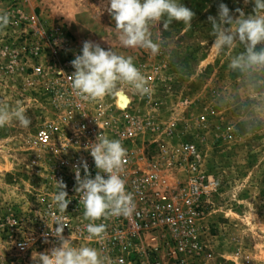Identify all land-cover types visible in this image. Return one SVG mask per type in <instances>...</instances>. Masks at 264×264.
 I'll use <instances>...</instances> for the list:
<instances>
[{"label": "rangeland", "instance_id": "rangeland-1", "mask_svg": "<svg viewBox=\"0 0 264 264\" xmlns=\"http://www.w3.org/2000/svg\"><path fill=\"white\" fill-rule=\"evenodd\" d=\"M106 3L0 0V9L11 13V23L0 30V101L11 107L19 103L31 120L27 128L15 121L0 127V264H35L38 253L58 245L48 224L44 236L39 234L40 219L48 217L44 208L55 189L51 156L39 150L35 137L39 128L55 124L67 112L74 115L68 127L79 120L64 101L61 76L56 72L36 76L32 68L39 62L55 63L73 73L71 61L82 54L84 41L131 55L151 88L146 95L124 85L118 91L129 99L122 110L134 118L136 134L127 146L136 168L155 174L160 188L179 198L189 175L186 166L175 164L177 156L184 144L198 151L195 175L208 192L199 207V255L196 260L170 259L168 264H264V124L241 123L249 119L242 99L227 106L217 102L219 92L240 87V77L228 63L244 47L217 55L211 48L215 38L208 20L218 19L221 3L234 18L239 16L237 9L254 15V0H180L195 14L191 26L177 21L167 30L162 23L155 26L153 31L163 42L158 55L122 47ZM31 17L37 20L36 29L30 27ZM37 46L39 61L31 55ZM116 93L100 98L110 114L105 120L114 127L122 122ZM94 105L84 106L87 115ZM23 240L30 245L21 251L18 244ZM80 246L85 245H74Z\"/></svg>", "mask_w": 264, "mask_h": 264}, {"label": "clouds", "instance_id": "clouds-1", "mask_svg": "<svg viewBox=\"0 0 264 264\" xmlns=\"http://www.w3.org/2000/svg\"><path fill=\"white\" fill-rule=\"evenodd\" d=\"M254 3V15L245 16L242 10L237 9L239 16L234 18L228 6L221 3L218 19L208 17L212 25L210 34L215 38L211 48L217 55L234 50L239 45L244 47V51L231 55L228 63L229 70L240 77V87L219 92L217 102L227 106L237 104L242 99L243 112L249 117L241 121L246 127L264 124V0H254ZM105 10L115 21L122 47L143 49L152 55L160 53L163 43L153 31L155 26L162 23L163 29L167 30L173 21L191 26L195 15L180 0H107ZM10 23L11 13L0 9V30L6 29ZM71 65L75 71L68 76L70 88L80 103L112 95L121 90V85L139 95L151 92L131 55L118 54L112 48L105 50L98 43L84 41L82 54H77ZM13 121L23 128L31 123L19 103L11 107L0 101V127ZM86 149L94 159L97 172L92 178L87 162L81 161L75 167L74 191L79 194L83 217L89 221L86 225L88 236L103 239L106 224H97L96 221L121 216L131 218L136 214L134 195L127 191L123 178L127 150L119 139H109L103 134L98 135L96 141L88 144ZM56 187L53 203L59 214L51 217V234L58 240V245L38 253V257L33 258L35 264H113L100 249L74 247L71 237L65 238L63 232L67 224L64 214L71 200L68 199L63 180H56Z\"/></svg>", "mask_w": 264, "mask_h": 264}, {"label": "built area", "instance_id": "built-area-1", "mask_svg": "<svg viewBox=\"0 0 264 264\" xmlns=\"http://www.w3.org/2000/svg\"><path fill=\"white\" fill-rule=\"evenodd\" d=\"M29 22L30 27L36 29L37 20L31 17ZM51 52L52 56L56 54L54 50ZM40 54L41 48L38 46L31 51V55L38 61L41 60ZM64 67L65 65L61 64L44 65L39 62L32 70L36 76H46L53 72L61 76L59 78L61 86L67 95L64 101L69 103L72 110L74 109L72 113L75 112L79 120L75 126L68 127L74 115L67 112L61 115L55 124L39 128L35 137L39 150L51 156L50 180L55 194L56 180H63L67 186L65 190L71 202L64 214L67 224L63 232L65 238L71 237L73 246L85 245L100 249L110 257L113 264H168L170 259L196 260L199 255V207L202 197L208 195L207 187H204L198 180L199 177L195 175L200 158L196 147L192 144H184L177 156L175 164L179 167L186 166L189 176L184 193L179 198H173L160 188L155 174L145 169H138L132 164V149L127 145L134 142L133 137L136 134V128L133 126L134 118L126 110H121L119 112L121 125L114 127L111 121L105 120L110 114H107L100 99L78 102L70 88L68 76L72 73L64 70ZM45 70L50 73H45ZM88 103H95L90 115L84 111V106ZM100 134L109 139L115 136L114 139H119L127 150L123 178L126 181V189L133 193L136 204V214L131 218L121 216L96 221L97 224H106V235L103 239L88 236L86 225L89 221L84 219V209L79 204V194L74 191L75 167L80 165L81 161L87 162L92 178L96 175L94 159L86 148L88 144L95 142ZM80 171L83 176L82 166ZM44 211L48 217L45 216V220L40 219L43 224L39 233L40 238L44 236L46 224L51 227V217L59 214L53 200L46 204ZM53 239L57 240L55 237ZM29 245L30 241L23 240L19 242L18 249L24 251ZM162 253L164 255L161 256Z\"/></svg>", "mask_w": 264, "mask_h": 264}, {"label": "bare ground", "instance_id": "bare-ground-1", "mask_svg": "<svg viewBox=\"0 0 264 264\" xmlns=\"http://www.w3.org/2000/svg\"><path fill=\"white\" fill-rule=\"evenodd\" d=\"M129 103L128 97L123 92L116 93V106L119 109H124Z\"/></svg>", "mask_w": 264, "mask_h": 264}]
</instances>
